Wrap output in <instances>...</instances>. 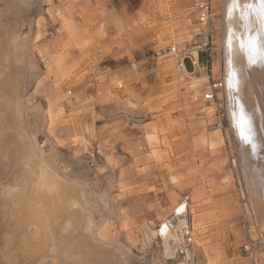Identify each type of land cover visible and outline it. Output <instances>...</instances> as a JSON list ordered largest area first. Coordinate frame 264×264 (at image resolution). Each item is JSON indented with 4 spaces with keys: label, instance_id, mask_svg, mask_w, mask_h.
Segmentation results:
<instances>
[{
    "label": "rangeland",
    "instance_id": "1",
    "mask_svg": "<svg viewBox=\"0 0 264 264\" xmlns=\"http://www.w3.org/2000/svg\"><path fill=\"white\" fill-rule=\"evenodd\" d=\"M105 1L51 0L46 5L35 0L25 11L18 0H0V32L3 26L6 30L17 27L15 20L23 15L20 30L28 33L27 19L44 15L36 46L44 47L48 55L38 58L33 53L36 69L32 72L40 83L36 86L30 80L25 103L44 109L49 103L56 119L49 132L37 133L39 144L46 153L54 145L58 168L65 169L67 178L77 177L84 183L82 189L91 197L89 207L95 217L107 216L100 210L106 204L112 206L116 221L108 230H116L133 259L140 258L144 264L192 260L191 252L183 259L190 242L179 247L174 259H164L156 242L144 245L139 229L142 223L156 228L176 200L188 197L194 218L191 240L209 248L215 264H253L254 259L264 264V244L256 245L257 258L241 252L249 213L231 137L222 130L224 143L210 150L199 137L202 129L210 134L208 123L217 120L200 112L206 106L199 102L202 72L192 90L190 79L179 77L173 66L165 69L169 62L176 65L175 57L156 55L168 42L177 46L174 34L169 36L164 29L180 18L165 20L173 3L123 0V10L116 12L108 10L112 5ZM131 63L137 68L132 69ZM184 65L190 69L188 60ZM111 87L139 97L137 110L124 114L122 109L106 106L103 98ZM154 131L158 143L150 145L146 134ZM155 149L158 154L153 155ZM230 154L236 157L237 173L229 164Z\"/></svg>",
    "mask_w": 264,
    "mask_h": 264
},
{
    "label": "bare ground",
    "instance_id": "2",
    "mask_svg": "<svg viewBox=\"0 0 264 264\" xmlns=\"http://www.w3.org/2000/svg\"><path fill=\"white\" fill-rule=\"evenodd\" d=\"M34 1L18 0L25 11L30 9ZM40 1L47 5L51 0ZM244 2L241 0V3ZM230 3L231 0L214 1L216 23L212 25L215 31L212 72L222 82L218 92L221 104L206 102L199 95V102L206 105L200 112L206 111L209 119L211 116L217 118L208 123L210 134H205V129H202L199 137L209 150L224 143L222 130L233 141L244 194L246 191L245 203L249 213L246 218L251 223L253 259L258 255L255 253H258L256 245L264 244V236L260 231V222L264 219V64L249 65L247 51L240 47V38H247L240 10H236L229 18L227 8ZM182 16L178 21L172 20L174 22L171 25L167 21L168 25L164 28L169 36L174 34L178 47L185 42V38L189 40L192 36V27L185 21L184 13ZM24 18L22 15L17 22L15 20L17 27L7 26L6 30V26H1L3 30L0 32V264H144L140 258H132L131 252L119 241L116 230H108L116 221L112 206L109 203L100 205L105 208L100 213L104 212L107 216L95 217L96 214L93 215L89 207L91 197L82 189L84 183L77 177L67 178L65 169L61 171L58 168L55 161L59 158L56 159L58 154L54 145L52 152L46 153L39 144L37 133L49 132L55 126L56 119L49 103L46 109L40 105L29 107L25 103L30 80H35L36 86L40 83V80L35 79V71L32 72L35 68L33 53L35 51L34 55L38 58L48 55L44 47L36 46L42 35L39 27L44 15L27 19L29 30L25 34L20 30ZM229 28L234 33L231 48L228 46ZM255 28L253 18L252 34H255ZM175 63H167L165 69L173 66L179 77L190 79L192 90L196 88L202 72L204 80L199 89L202 93L207 80L204 68L198 63L195 70L191 71L186 69L185 63L181 66ZM232 69L237 72L238 90L228 86V73ZM117 85L121 86V81H117ZM237 101L244 105L245 113L251 119L252 137L257 145L255 154L251 146L240 139L234 125L233 111L239 118ZM103 102L119 111L122 109L125 114L137 110L140 98L128 91L118 93L111 87L106 90ZM218 109H221L222 114ZM146 139L150 145L158 143L156 132L147 133ZM152 152L153 155L158 154L156 149ZM234 159L236 164V157ZM187 200V197L176 200L171 212L165 218H160L156 228L142 223L139 229L143 243L156 242L164 259H174L179 247H186L190 241L191 245L185 248L183 259L191 252L192 260L177 264H215L216 257H213L210 249L191 240L194 218ZM181 204L187 206L186 210L177 215L176 209ZM164 225L167 228L162 235ZM145 264L154 263L150 261Z\"/></svg>",
    "mask_w": 264,
    "mask_h": 264
},
{
    "label": "built area",
    "instance_id": "3",
    "mask_svg": "<svg viewBox=\"0 0 264 264\" xmlns=\"http://www.w3.org/2000/svg\"><path fill=\"white\" fill-rule=\"evenodd\" d=\"M171 3L166 11L165 20L170 21L175 18H183V13L185 15V21L192 27V36L188 42L178 48L173 45L172 42H168L162 48H159L156 55L169 54L175 57L177 64L180 66L182 63L188 60L191 71L195 70L198 63L204 68L206 72L207 80L203 86L202 99L204 101H211L214 104L220 105L221 100L218 97L219 89L222 86L220 79L212 72L213 58L215 54L214 42H213V18H214V1L215 0H184L185 2H177L174 4V0H166ZM170 19V20H169ZM203 55V62L200 61V55ZM196 58V59H195ZM178 65V66H179ZM132 68H137V65L131 63ZM199 74V72H197ZM222 114L221 109L217 110ZM231 168L237 173V166L235 164V159L232 154H230ZM237 186H241L239 179H237ZM242 201V198H241ZM245 227V240L240 246L241 252L251 258V250L253 238L251 237V223L248 219H244ZM253 228V227H252ZM190 242V241H189ZM182 253V251L180 252ZM253 264H257L256 259L252 260Z\"/></svg>",
    "mask_w": 264,
    "mask_h": 264
},
{
    "label": "snow or ice",
    "instance_id": "4",
    "mask_svg": "<svg viewBox=\"0 0 264 264\" xmlns=\"http://www.w3.org/2000/svg\"><path fill=\"white\" fill-rule=\"evenodd\" d=\"M236 10H240V19L243 21V28L247 34V38L242 36L240 38V47L247 51L249 65L256 63L264 64V0H231L230 6L227 8V16L231 18ZM253 18L255 19L256 28L255 34L253 33ZM234 33L231 28L228 30V46L231 48ZM231 65V61H229ZM239 79L237 72L232 69L228 73V86L230 89L238 90ZM239 109V118L237 119L236 111H233L232 116L234 125L237 129L240 139L251 146L253 154H255L257 145L252 137L251 119L247 116L244 110V105L237 101ZM186 205L181 204L177 209V215L182 214L186 210ZM164 225L161 229V234L164 235ZM261 235L264 236V219L260 222Z\"/></svg>",
    "mask_w": 264,
    "mask_h": 264
},
{
    "label": "crops",
    "instance_id": "5",
    "mask_svg": "<svg viewBox=\"0 0 264 264\" xmlns=\"http://www.w3.org/2000/svg\"><path fill=\"white\" fill-rule=\"evenodd\" d=\"M112 5L111 7L108 8V10H114L116 12H118V10L121 11V9L123 10V0H106L105 1V5ZM128 4V3H127ZM126 7L128 8V5H126ZM236 194H238V192H236ZM188 198V197H187ZM160 222V221H159Z\"/></svg>",
    "mask_w": 264,
    "mask_h": 264
}]
</instances>
